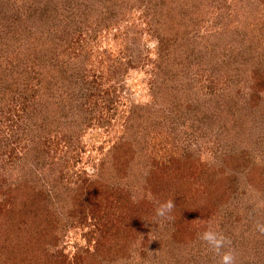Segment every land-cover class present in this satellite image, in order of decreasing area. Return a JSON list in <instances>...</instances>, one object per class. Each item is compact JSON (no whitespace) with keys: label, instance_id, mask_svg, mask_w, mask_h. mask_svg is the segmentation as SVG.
<instances>
[{"label":"rangeland","instance_id":"374dc122","mask_svg":"<svg viewBox=\"0 0 264 264\" xmlns=\"http://www.w3.org/2000/svg\"><path fill=\"white\" fill-rule=\"evenodd\" d=\"M18 32L31 45L68 33L86 43L88 59L73 74L84 71L100 94L99 105L75 113L78 87L71 106L60 89L59 129L73 141L55 153L39 147L36 121L34 133L10 138L15 119L5 121L0 264H220L200 239L209 229L226 237L235 264H264V82L253 81L264 76V0H0V111ZM106 167L105 192L119 182L120 203L139 200L148 214L123 219L120 207L78 192ZM17 178L24 194L39 193V220L18 205L4 211L11 191H1ZM168 200L173 209L158 216Z\"/></svg>","mask_w":264,"mask_h":264},{"label":"trees","instance_id":"16d2710c","mask_svg":"<svg viewBox=\"0 0 264 264\" xmlns=\"http://www.w3.org/2000/svg\"><path fill=\"white\" fill-rule=\"evenodd\" d=\"M61 20L62 19L60 18L59 23ZM14 25H17L19 29H22L23 26V24L20 23V20L18 23H14ZM2 31L4 30L2 29L1 32ZM17 37L19 38L13 39V41L19 40V42H14V56L8 57L9 60L6 65L8 69H4L6 72H8L10 77V94L9 98H7L8 105H6V107L0 111V131L2 130L0 135L5 131L7 125V123L5 124V121H7L9 118L13 117L15 119L14 123L11 124V126L7 128V132H5L9 138L13 135L17 136L18 131H21L23 134L28 132L34 133L31 125L33 123L35 124L34 121H36V129L38 131L37 134H39L40 138L39 147L43 142L44 146L47 145L52 153L57 152L62 146L68 149L71 147V141H73V139L70 134H67L63 131L60 132L59 129V112L61 111L60 103L63 100L57 96L58 92H60V89L63 90L64 86V90H66L67 94L66 101L68 102L66 105L71 106L72 101L69 96L70 91L71 89L75 91L76 87H78L77 95L79 96H77V99L78 97L81 98L82 102L75 106V113H78L80 110H89L88 107L93 109L90 107V104L91 102H94V105H97L100 94V91L96 88V85L90 83L87 80L86 73L84 71H81L79 76L78 74H73V72L76 69H79L83 63L85 65V62L88 59L89 49L87 48V44L79 42L75 43L73 41L74 37L70 38V33L65 35L64 38H58V40H55V38L52 37H47L42 40L37 39L34 41V45L20 43L22 41V32H18ZM24 52L28 53L24 54ZM7 54L10 55L8 52ZM79 81L81 83L77 84ZM253 81L256 83H263L264 76H256ZM0 91L1 94H3V87H0ZM157 91H159V86ZM3 95H5V93ZM59 95H61V93ZM63 109V114L67 117V109L65 107ZM169 112L172 113V110H169ZM85 116L86 122L92 119V115L89 112H87ZM17 120L20 123H17ZM17 124L20 129L17 127ZM70 128L71 127L68 126L65 129L70 130ZM50 131L60 133L58 136H51L49 134ZM127 131L131 137L134 135L135 129L130 124L127 126ZM15 140L18 142L20 137ZM1 141L2 140H0V144ZM13 141H11V143H14ZM122 146V144H118L114 146L112 150V152L116 151L115 156H117L116 161L111 162L112 170L114 169V171H116L118 169L117 167L121 165L119 162H117V159L121 151L120 147ZM124 156L125 162H127L129 159V157H126L127 153H124ZM12 157L14 159L11 162L14 163L15 167V162L13 161L21 160V158L18 156V154H13ZM169 157L171 161V156ZM167 162H169V160ZM121 163L124 164L122 165V168L128 165L127 163H124V161ZM154 164H159L163 168L165 163L156 162ZM106 170L107 167L100 170L96 178L87 181V184L83 183L78 186V192L80 191V194H86L88 198H93V196H88L93 192L95 196H98L99 198L101 197L100 199H105L106 201L108 200L110 207H120V214L124 216L123 219L127 216L136 217V215H139L138 213L148 214L146 209L141 210L142 207H139L140 204L137 203L139 200L128 202L133 203L131 206L120 203L121 198H123V194L121 192L122 188L124 187L122 186L121 188L119 182H114V185L108 184L106 186L107 192H105L103 189V186L105 185H103V182H100L102 179H98V177L100 175L102 176L103 172H106ZM150 178H152L151 175L148 176V180L150 181L151 185ZM25 187L26 186L22 182L21 178H17V182L5 187L1 191L2 194L7 195L8 191L10 190L11 198L8 199L9 201L6 200L4 203L5 205H3V209H5V212L9 213V216H12L14 215L12 212H14L18 205L20 206L21 210L23 208V213L26 212V215H29L34 220H39V215L41 214L40 203H38L39 193L36 192L35 194L31 195L24 194ZM99 189L100 191L97 192ZM145 190H147L145 195L149 198L151 193L155 194L151 188H145ZM141 202H144L145 206V203L148 201L142 200ZM25 206L26 209H24ZM138 217L139 216H137V218ZM2 229L3 230L1 232H4V230H6V226L3 225ZM11 241V239L7 238L5 242L10 244Z\"/></svg>","mask_w":264,"mask_h":264},{"label":"clouds","instance_id":"9594fccd","mask_svg":"<svg viewBox=\"0 0 264 264\" xmlns=\"http://www.w3.org/2000/svg\"><path fill=\"white\" fill-rule=\"evenodd\" d=\"M173 207V201L168 200L157 207L156 214L165 217ZM257 230L264 232V225L258 224ZM200 239L206 242L212 251L220 254V264H235L233 253L230 250H224L228 241L223 234L209 229L201 233Z\"/></svg>","mask_w":264,"mask_h":264}]
</instances>
